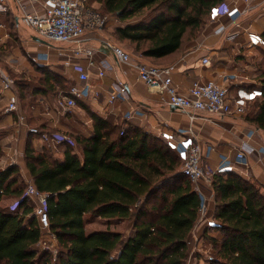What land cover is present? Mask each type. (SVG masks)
<instances>
[{
	"label": "trees",
	"instance_id": "trees-1",
	"mask_svg": "<svg viewBox=\"0 0 264 264\" xmlns=\"http://www.w3.org/2000/svg\"><path fill=\"white\" fill-rule=\"evenodd\" d=\"M222 1L99 0L98 11L121 23L110 34L113 42L154 61L150 65L164 66L197 37L210 9ZM3 54L0 46L1 63ZM35 72L28 95L11 75L18 99L66 90L63 79L45 67ZM259 88L264 94V78ZM254 104L258 111L245 119L264 130V96ZM93 122L90 135L68 136L62 159L38 135L28 134L23 160L32 184L49 195L55 256L35 249L40 232L31 206L21 200L11 210L24 190L17 186L23 181L17 167L0 172V264H186L199 197L181 174L180 161L147 132L111 126L96 116ZM212 189L220 237L209 238L215 260L209 264H264V190L236 173L214 175ZM10 196L15 200L5 204ZM92 217L105 228L86 232ZM120 223L128 229L110 228Z\"/></svg>",
	"mask_w": 264,
	"mask_h": 264
},
{
	"label": "crops",
	"instance_id": "crops-1",
	"mask_svg": "<svg viewBox=\"0 0 264 264\" xmlns=\"http://www.w3.org/2000/svg\"><path fill=\"white\" fill-rule=\"evenodd\" d=\"M9 4L10 11L0 15V46L4 49L2 59L8 65L6 71L12 76H17L15 78L17 85L25 88L27 95L34 90L35 85L31 83V78L38 76L35 72L37 66L45 67L60 76L65 89L72 86L83 87V82L78 79L76 67L87 69L89 74L86 94L77 100L76 106L64 116L56 110L59 91L57 89L18 99V112L26 118L25 125L21 126L16 125L13 113H3L11 93L2 94L3 98L0 100V139L4 141L2 158L4 159L7 153L17 155L16 167L24 182L30 180L23 160L30 134L26 127H37L49 133L66 136L79 134L88 136L93 131L96 116L111 126L137 128L156 138L159 131L169 130L179 139L184 131L191 127L203 149L209 150L207 159L202 160L204 167L214 168L221 156L233 160L236 149L242 147L246 152L247 164L237 167L236 173L264 190V130L249 123L245 119L246 115L219 117L199 112L190 119L189 113L168 106L154 89L148 88L136 79L135 64H150L154 61L130 51L131 61L126 64L119 63L109 49L100 46L99 38L109 39L116 45L110 36H105L104 33L111 34L121 25L117 19L107 17L108 27L101 32H86L83 45L94 49L91 56L80 55L72 58L70 52L72 44H58L46 49L45 42L29 40L26 31L21 30L24 20L20 12L12 0ZM248 13L247 17L238 18L244 29L241 31L231 28L229 31L227 29L225 34L217 36L212 33V26L207 22L196 38L186 43L170 62L164 64L165 67L171 68L172 82L180 91H186L197 79L202 82L216 81L231 91L236 89L240 80L247 82L248 88L260 86V81L264 78L262 73L264 51L260 48H249L247 34L264 33V0H254L253 7ZM221 20L226 22L225 18ZM202 57H207L209 62L201 65ZM90 61L93 65H90ZM101 65L104 66L103 77H99L97 73ZM117 81L125 84L128 96L124 100L117 99L108 103V96L113 92ZM7 116L12 120L9 124L3 123ZM40 144L47 146L55 158L62 159L64 145L51 148L45 143ZM76 153L79 155V151L76 150ZM6 200H9V205L15 198L10 196L6 197ZM210 206L212 207L209 204ZM27 224L28 220H25L24 226ZM208 246L203 244L204 249H208ZM186 264L204 262L202 258L195 257Z\"/></svg>",
	"mask_w": 264,
	"mask_h": 264
},
{
	"label": "built area",
	"instance_id": "built-area-1",
	"mask_svg": "<svg viewBox=\"0 0 264 264\" xmlns=\"http://www.w3.org/2000/svg\"><path fill=\"white\" fill-rule=\"evenodd\" d=\"M22 19L36 31L38 36L48 42L58 44H72L70 49L72 58L80 55L91 56L94 49L83 45L86 32L102 31L108 27V19L102 17L97 7H92L90 2L99 0H12ZM254 0H223L210 9L208 23L212 26L214 35L225 34L228 27L241 31L242 23L238 18L244 16L252 7ZM10 0H0V15L10 11ZM242 6V7H241ZM222 18L226 22H222ZM247 46L249 48H264V38L261 34L248 33ZM44 41L46 49L52 47ZM100 46L109 49L115 60L119 63H129L131 55L114 45L109 39L99 38ZM47 55V54H45ZM61 55V52H59ZM209 62L207 57L200 59V64ZM90 65H93L90 61ZM100 67V68H99ZM98 67V76H104V66ZM136 79L148 88H152L168 106L174 107L190 115V119L196 113L203 112L209 116H244L249 104L261 100L264 96L259 87L248 88L247 82L240 80L234 91L216 81L202 82L197 79L186 91H180L172 82L171 68L156 66L145 63L135 64ZM78 79L83 82V87L72 86L66 90L57 92V112L64 116L76 106L77 100L83 98L87 92L89 74L87 69L76 67ZM264 74V61L262 63ZM10 92L3 113H13L16 117L17 126L25 125L26 118L18 112L17 93L14 79L5 70L0 68V100L2 94ZM128 96L127 87L120 81L114 84V90L108 96V103L117 99L124 100ZM89 124V123H88ZM87 124V125H88ZM26 131L38 135L40 141L51 148L64 145L69 137L65 134L49 133L37 127H26ZM157 137L161 139L166 148L173 152L180 161V172L190 181L192 190L199 197L198 216L191 230L188 242V258L199 257L204 264L215 261L212 256V242L209 238H219V223L214 218L215 201L212 189V177L217 174L236 173L237 167L247 164L246 152L240 147L236 149L233 160L227 156H221L218 164L211 168L203 166L202 160L207 159L209 150L203 149L196 139L194 130L189 127L181 138L169 130L159 131ZM17 156V155H16ZM13 154H5L0 163V172L10 166H17L18 159ZM237 174V173H236ZM240 176L239 174H237ZM47 193L39 191L31 182L25 181V187L20 199L15 201L11 210L18 209L21 200L31 206L30 216L35 220L39 229V241L35 249L39 252H48L55 256L58 252V244L55 234L49 230V217ZM209 204L212 207H209ZM21 211V210H20ZM203 244L209 245L208 249ZM211 251V252H210ZM186 261V263H187Z\"/></svg>",
	"mask_w": 264,
	"mask_h": 264
},
{
	"label": "rangeland",
	"instance_id": "rangeland-1",
	"mask_svg": "<svg viewBox=\"0 0 264 264\" xmlns=\"http://www.w3.org/2000/svg\"><path fill=\"white\" fill-rule=\"evenodd\" d=\"M89 4H91V6L92 7H96V6H98V10H99V8H100V5L98 4L97 5V3L96 2H90ZM242 7V6H241ZM249 13L247 12L244 16H246L247 17V15H248ZM100 15L102 16V17H104L101 13H100ZM23 23H22V29L21 30H25L26 31V35L28 36V39L29 40H32V38L33 37H37V38H40L41 40H43V41H46L43 37H40V36H38V34L36 33V31L34 30V29H32L26 22H24V21H22ZM231 28H232V26H230V28L228 27V31L229 30H231ZM104 35L105 36H110V34L108 33V32H105L104 33ZM112 40V39H111ZM46 42H48V41H46ZM50 45H52V46H56V45H58V43H54V42H48ZM117 46H119L120 48H122L123 50H125L126 52H128L129 54H130V51L128 50V48L123 44V43H119V42H114ZM41 50H44V49H41ZM45 52H46V50H44ZM51 51H53L54 52V49H52ZM8 65L5 63V60H3L2 61V63L0 62V68H2V69H5L6 67H7ZM6 70V69H5ZM9 72V71H8ZM11 74V73H10ZM13 77H14V75H13ZM258 111V107H257V104H254L253 103V105H252V103L251 104H249V106H247V109H246V113H245V115L247 114V115H249V116H253L256 112ZM12 120H11V118H10V116H7L6 117V119L4 120V122L3 123H6V124H9L10 122H11ZM1 125V124H0ZM255 126V125H254ZM0 136H1V134H0ZM2 142V139H0V146H1V151H3V149H2V145H3V142ZM3 154H1V157H0V163H2L1 161H3V156H2ZM19 180H20V178H19ZM20 183H18L19 185H18V187L20 188V189H24V187H25V182L24 181H19ZM13 200V199H12ZM8 201L9 200H6V199H4V202H5V204L7 203L8 204ZM128 225H125L124 223H120V224H112L111 226H110V228L111 229H113V230H117V231H125V230H127L128 229ZM105 228V223H104V221L103 220H100V219H98V218H95V217H92V218H90V219H88V222L85 224V230H86V232H92V231H97V230H101V229H104ZM212 251V252H211ZM211 253H213V249H212V247H211Z\"/></svg>",
	"mask_w": 264,
	"mask_h": 264
},
{
	"label": "water",
	"instance_id": "water-1",
	"mask_svg": "<svg viewBox=\"0 0 264 264\" xmlns=\"http://www.w3.org/2000/svg\"><path fill=\"white\" fill-rule=\"evenodd\" d=\"M32 40L36 41V42H39V43H44L43 40H41L40 38H37V37H33ZM174 108V107H173Z\"/></svg>",
	"mask_w": 264,
	"mask_h": 264
}]
</instances>
